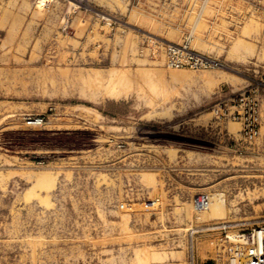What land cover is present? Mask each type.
Masks as SVG:
<instances>
[{
    "label": "rangeland",
    "instance_id": "374dc122",
    "mask_svg": "<svg viewBox=\"0 0 264 264\" xmlns=\"http://www.w3.org/2000/svg\"><path fill=\"white\" fill-rule=\"evenodd\" d=\"M261 223L264 0H0V264H228Z\"/></svg>",
    "mask_w": 264,
    "mask_h": 264
},
{
    "label": "built area",
    "instance_id": "2783aa9c",
    "mask_svg": "<svg viewBox=\"0 0 264 264\" xmlns=\"http://www.w3.org/2000/svg\"><path fill=\"white\" fill-rule=\"evenodd\" d=\"M244 128L250 137L256 134L254 122H247ZM238 237L240 242L228 251L236 260L228 264H264V223Z\"/></svg>",
    "mask_w": 264,
    "mask_h": 264
},
{
    "label": "bare ground",
    "instance_id": "6f19581e",
    "mask_svg": "<svg viewBox=\"0 0 264 264\" xmlns=\"http://www.w3.org/2000/svg\"><path fill=\"white\" fill-rule=\"evenodd\" d=\"M134 73L136 74V78H137V82L139 81V83H141V82H143L144 81V79L146 78L147 79V81H148V79H150V80H152V76L153 75H151V74H148V73H145V71L144 70H137V72L136 71H134ZM145 74H147V75H145ZM129 76V72H123V73H118V74H116V76H115V78L116 79H122V81L121 82H123V80L126 82V79H127V77ZM135 77V76H134ZM176 77H177V75H176ZM125 82H123V83H125ZM127 92V91H126ZM125 94H127V93H125ZM124 94V95H125ZM105 96L106 97H108V98H110V99H118V98H120V97H122L123 96V92L121 91V90H119L118 88L117 89H111L110 91H108L106 94H105ZM48 176V175H47ZM47 176H46V174L45 175H39L38 177H37V179H36V182L37 181H39V182H37L38 184L40 183V187L42 188L44 185L45 186H47L48 185V183L47 182H50V180L48 181V179H50V177L49 178H47ZM55 182V181H54ZM53 181L50 183V185L52 184V183H54ZM37 184V185H38ZM42 185V186H41ZM53 185V184H52ZM51 185V186H52ZM54 185H55V183H54ZM54 185H53V187H54ZM39 186V185H38ZM47 189H48V186L46 187ZM52 187H49V189H51ZM28 197L30 196V195H27ZM26 195H25V199H27L28 197H27ZM30 197H33V196H30ZM28 199H31V198H28ZM216 200V199H215ZM214 202V201H213ZM221 204V201L219 200V198H218V201L215 203V204H213V203H211L210 204V206L212 207V210L213 211H216V210H218V208H219V206H221L220 205ZM213 214V213H212ZM214 215V214H213ZM230 238V237H229ZM236 238V237H235ZM231 239V238H230ZM238 241V240H237ZM238 242H240V241H238ZM237 242V243H238ZM231 249V248H230ZM230 255V254H229ZM229 260L233 263V261H235L236 259L234 258V256H230V258H229Z\"/></svg>",
    "mask_w": 264,
    "mask_h": 264
}]
</instances>
